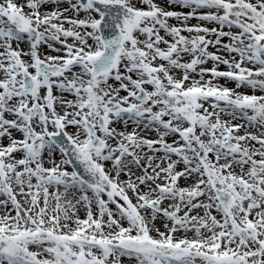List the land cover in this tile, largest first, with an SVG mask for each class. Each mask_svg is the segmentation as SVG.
I'll return each instance as SVG.
<instances>
[{
    "label": "snow or ice",
    "instance_id": "obj_1",
    "mask_svg": "<svg viewBox=\"0 0 264 264\" xmlns=\"http://www.w3.org/2000/svg\"><path fill=\"white\" fill-rule=\"evenodd\" d=\"M0 264H264V0H0Z\"/></svg>",
    "mask_w": 264,
    "mask_h": 264
}]
</instances>
